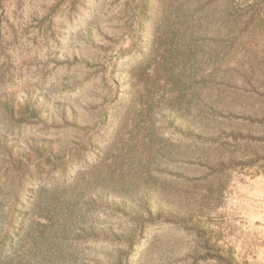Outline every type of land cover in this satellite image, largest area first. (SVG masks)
Returning <instances> with one entry per match:
<instances>
[{"label":"rangeland","instance_id":"obj_1","mask_svg":"<svg viewBox=\"0 0 264 264\" xmlns=\"http://www.w3.org/2000/svg\"><path fill=\"white\" fill-rule=\"evenodd\" d=\"M137 4V0H0V43L16 58L5 77L14 86L8 82L6 89L0 87V102H6L14 119L8 126L3 122L7 113H0V137L2 129L18 134L19 127V137L7 135L17 139L14 156L19 149L38 147L45 154L48 148L52 156L71 158L78 149L95 152L105 146L98 167L109 170L114 184L125 187L127 210L144 214L139 201L149 198L150 214L142 217L141 235L127 231L125 218L108 215L103 221L94 213L87 215L84 220L92 230L111 227L122 243H92L85 249L86 260L264 264V160L259 159L264 158V125L258 124L259 117L245 122L241 116L222 120L213 115L210 120L224 128L223 136L232 131L239 142L212 144L216 134L209 128L197 143L192 132L198 107L195 92L200 91L203 103L219 91L213 89L207 69L194 86L192 60L180 48L168 50L165 29L162 40L148 52L151 24L173 13L169 1ZM142 52L150 53L149 64L141 62ZM207 65L205 60L202 70ZM48 78L52 81L44 84ZM132 91L134 98L127 107L125 95ZM239 95L237 104L255 105L252 98ZM41 96L47 97L50 109L30 119L28 110L40 108ZM54 104L63 112L54 111ZM104 110L108 115L102 121ZM159 113L170 116L164 131L175 127L178 134L166 131L150 142L140 129L161 121ZM84 143L91 146L79 148ZM224 150L243 165L218 169L214 158L220 153L224 157ZM39 159L27 165L32 167ZM78 165L71 159L69 172ZM118 196L110 198L112 206ZM116 251L121 254L119 263L103 259Z\"/></svg>","mask_w":264,"mask_h":264},{"label":"trees","instance_id":"obj_2","mask_svg":"<svg viewBox=\"0 0 264 264\" xmlns=\"http://www.w3.org/2000/svg\"><path fill=\"white\" fill-rule=\"evenodd\" d=\"M137 1L140 4L143 0ZM168 1L173 13H168L169 19L166 15L161 23L151 24L148 52L150 49L153 51L162 40L161 30L165 29L166 43L170 44V47L166 44L168 50L174 52L170 49L180 48L181 54L189 61L192 60L194 68L191 79L195 87L207 69V76L214 84L213 89L219 92L215 97L206 96L202 103L203 100L199 98L201 93L196 90L198 107L192 123L194 138L198 143L211 128L209 133L216 134L212 144L219 141L237 143L239 135L231 131V134L223 136L221 131L224 128L214 125L210 118L217 115L222 120H230L241 116V121L246 122L259 117L258 124L264 125V0ZM177 36L181 37L180 43ZM148 52L140 53L142 63L149 64ZM15 59L0 43V73L6 71L0 76V87L3 89L9 86L8 82L11 83L10 87L14 86V82L5 77L6 74L10 75L8 71L15 64ZM205 60L208 65L202 70ZM52 78L44 80V84L52 81ZM233 93L252 98L255 105L237 104V98L240 97L230 95ZM134 94V91L126 94L125 99L131 103ZM41 97L43 103L39 104L40 108L28 110L30 119L50 109L47 97ZM221 98L224 99L221 101ZM60 107V104H54V111L58 113ZM2 112L7 113L8 119L3 118V122L9 126L14 116L6 102H0ZM100 115L103 121L108 114L104 110ZM160 116L163 117L161 121L146 124L140 129L148 134L150 142L156 137H163L167 132L172 136L178 134L175 127H168L167 132L164 131L163 123H168L170 116ZM9 130L2 129L4 134L0 137V264H79V260L84 261V264H102L98 257L86 260L85 249L95 242L108 245L121 244L122 240L116 231L110 230L113 229L111 227L99 226L97 230H92L84 220L91 213L103 221L108 215L115 219L125 218L130 222L127 231L131 235H141L144 227L142 217L150 214L149 198L144 203L139 201L144 214L127 210L125 187L114 184L113 173L98 167L105 146L93 147L95 152H87L81 148L88 146V143H84L71 158L67 155L52 156L48 148L45 154L38 147L30 151L19 149L18 155L14 156L12 152L17 139L13 140L7 135L19 137L21 132L18 126V134ZM37 157L40 158L39 163L36 162L32 167L27 165ZM71 159H77L79 164L73 172H69ZM214 160L218 169L225 165L226 169L243 165L237 163L225 150L224 157L220 153ZM108 168L112 166L109 164ZM115 195H119V202L112 206L114 199L110 198ZM147 224L151 225L152 222ZM120 227L117 230L120 231ZM116 252L115 256L105 255L103 259L111 263L118 260L119 263L121 254L120 251Z\"/></svg>","mask_w":264,"mask_h":264}]
</instances>
